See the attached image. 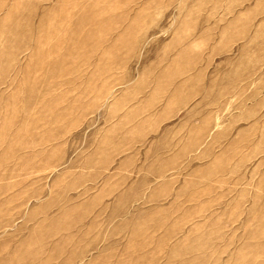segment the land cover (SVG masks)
Segmentation results:
<instances>
[{"label":"rangeland","instance_id":"374dc122","mask_svg":"<svg viewBox=\"0 0 264 264\" xmlns=\"http://www.w3.org/2000/svg\"><path fill=\"white\" fill-rule=\"evenodd\" d=\"M0 264H264V0H0Z\"/></svg>","mask_w":264,"mask_h":264}]
</instances>
